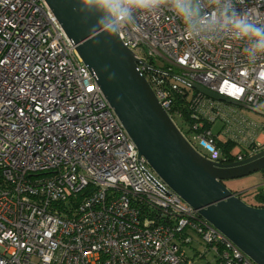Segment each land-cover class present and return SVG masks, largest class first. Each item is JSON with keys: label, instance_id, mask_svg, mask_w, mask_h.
Instances as JSON below:
<instances>
[{"label": "built area", "instance_id": "built-area-1", "mask_svg": "<svg viewBox=\"0 0 264 264\" xmlns=\"http://www.w3.org/2000/svg\"><path fill=\"white\" fill-rule=\"evenodd\" d=\"M189 2L188 20L172 0L133 9L117 34L144 48V57L134 51L140 59L161 56L191 81L264 110V55L250 59V42L225 18L264 25V0ZM138 66L167 110L170 92ZM190 106L224 121L216 133L185 136L208 159L219 160L216 140L236 143L234 160L264 144V122L241 118L233 138L220 113L228 104L196 92ZM195 236L213 256L204 264H255L138 155L46 1L0 0V264H200L184 252Z\"/></svg>", "mask_w": 264, "mask_h": 264}, {"label": "water", "instance_id": "water-1", "mask_svg": "<svg viewBox=\"0 0 264 264\" xmlns=\"http://www.w3.org/2000/svg\"><path fill=\"white\" fill-rule=\"evenodd\" d=\"M118 118L138 155L201 218L255 264H264V207L247 204L224 180L264 170V148L240 160L212 161L198 152L163 107L138 64L165 73L213 100L264 115L257 107L211 91L140 59L117 33L106 32L92 0H45Z\"/></svg>", "mask_w": 264, "mask_h": 264}, {"label": "clouds", "instance_id": "clouds-1", "mask_svg": "<svg viewBox=\"0 0 264 264\" xmlns=\"http://www.w3.org/2000/svg\"><path fill=\"white\" fill-rule=\"evenodd\" d=\"M92 2L105 14L101 20L104 30L115 34L128 22L133 9H153L161 0H92ZM172 4L182 19L188 20L193 15L194 10L189 0H172ZM225 18L231 25L236 39H247L250 42V47L246 50L250 59L264 55V25L257 26L235 12L231 16L225 13Z\"/></svg>", "mask_w": 264, "mask_h": 264}, {"label": "rangeland", "instance_id": "rangeland-1", "mask_svg": "<svg viewBox=\"0 0 264 264\" xmlns=\"http://www.w3.org/2000/svg\"><path fill=\"white\" fill-rule=\"evenodd\" d=\"M193 10L195 11V6H192ZM134 51L140 55L141 57L145 56L144 48L142 46L136 47ZM153 63L157 67H169L172 69L173 72L175 73H181V69L177 66L171 65L168 62H166L161 56H156L153 59ZM235 107V108H234ZM257 108L263 109L262 106H258ZM264 111V110H263ZM220 113L225 117V119H228V127L233 123L238 122L241 118L244 120L250 122V123H259L263 124L264 122V115L260 113H256L254 111H251L249 109L243 108V107H237L233 106V109L231 106H222V110L220 109ZM175 122L177 125L180 124V119L177 117H174ZM224 121L220 118H215V121L211 123V130L213 133H216L221 126L223 125ZM226 128V126L224 127ZM229 134L234 138V133L231 129L229 128ZM190 132L187 131V136H190ZM193 135V134H192ZM191 135V136H192ZM259 140L261 142H264V130L258 131ZM223 140L227 139L225 136L222 138ZM243 148V147H242ZM197 149L201 152H204L202 147H197ZM243 150V149H242ZM245 153L246 151L243 150ZM232 153H236V150L234 148L232 149ZM224 184L226 185L227 188L231 189L234 192H239V197L246 202L247 204L252 203L255 201V193L261 190H264V172L263 171H255L253 173L238 177V178H233V179H228L224 181ZM185 256L189 258H194L197 263L204 264L208 260H211L213 258L212 253H207L205 256L202 255L203 252V246L200 245L199 243V238L194 237V240L185 247ZM199 253L201 255L199 256Z\"/></svg>", "mask_w": 264, "mask_h": 264}, {"label": "trees", "instance_id": "trees-1", "mask_svg": "<svg viewBox=\"0 0 264 264\" xmlns=\"http://www.w3.org/2000/svg\"><path fill=\"white\" fill-rule=\"evenodd\" d=\"M150 64H154L153 60H149ZM161 68V67H160ZM163 71H166L165 68H161ZM150 73L160 80V85L162 88H165L170 92V106L167 109L168 114L174 120V117L180 119V124L176 125L183 133L184 136H187V131L190 134L202 131L204 129L211 128V122L208 121L207 117H204L202 114L194 110L190 104L192 103V98L196 93L195 90L183 85L174 78L169 77L165 73H160L157 71H150ZM145 75V74H144ZM146 76V75H145ZM147 77V76H146ZM152 77V76H151ZM175 84L177 86L176 90H173L171 86ZM201 126H200V125ZM236 143L230 139L226 141H215V146L220 153V157H223L225 160H232L231 151L235 147ZM248 153V148H241ZM219 157V158H220ZM264 172V170H263ZM241 198V197H240ZM255 201L249 203L250 205L264 207V190L258 191L255 193Z\"/></svg>", "mask_w": 264, "mask_h": 264}, {"label": "flooded vegetation", "instance_id": "flooded-vegetation-1", "mask_svg": "<svg viewBox=\"0 0 264 264\" xmlns=\"http://www.w3.org/2000/svg\"><path fill=\"white\" fill-rule=\"evenodd\" d=\"M154 66H156V65L154 64ZM156 68H157V66H156ZM165 70H168V71H170V72H172V73H175V72L172 71V69L169 70L168 67H166ZM151 71H152V70H151ZM218 161H219V162H223V163H228V162H230V161H235V160H234V159H232V160H225L223 157H220ZM224 181H225V180H224ZM224 181H223V183H224Z\"/></svg>", "mask_w": 264, "mask_h": 264}, {"label": "crops", "instance_id": "crops-1", "mask_svg": "<svg viewBox=\"0 0 264 264\" xmlns=\"http://www.w3.org/2000/svg\"><path fill=\"white\" fill-rule=\"evenodd\" d=\"M224 110H225V106H224ZM259 137H260V136H259ZM259 137H258V139H259ZM243 147H244V145H243ZM260 148H261V149L264 148V144H262ZM260 148H259V149H260Z\"/></svg>", "mask_w": 264, "mask_h": 264}]
</instances>
